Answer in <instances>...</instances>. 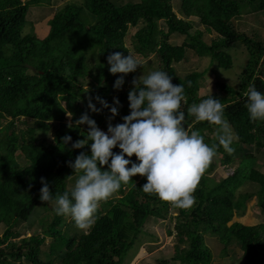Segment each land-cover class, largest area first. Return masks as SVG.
Here are the masks:
<instances>
[{
	"label": "trees",
	"instance_id": "trees-1",
	"mask_svg": "<svg viewBox=\"0 0 264 264\" xmlns=\"http://www.w3.org/2000/svg\"><path fill=\"white\" fill-rule=\"evenodd\" d=\"M171 2L0 0V142L17 149L23 162L19 163L12 153L7 157L0 154V264H124L141 237L156 241L151 239L155 236L148 234L146 225L152 219L167 218L170 212L177 214L168 218L174 220L178 243L174 246L175 255L169 260L160 258V264H210L204 235L215 237L222 245L221 257L235 244L242 252V264L264 262V222L253 226L231 223L235 216L245 214L246 203L253 198L264 216V174L253 168L256 158L249 152L254 147L259 155L263 153L264 122L250 120L246 108L250 87L264 93V80L257 72L264 56V39L239 30L236 24L244 15L264 14V0H180L175 13ZM35 7L53 11L44 38L32 29L26 31L30 28L28 15ZM192 18L214 34L209 44L200 32L190 33ZM130 28L135 29L131 46L135 58L154 56L159 65L156 71L166 72L174 85H184L188 99L183 109L186 127L199 130L209 145L218 144L217 126L195 121L194 116L187 115V107L211 96H198L200 82L211 67L229 70L233 60L228 51L241 47L247 50L248 59L239 75L238 87L215 81L218 95H212L222 101L224 117L239 139L233 144L232 154L218 147L200 179L191 207L177 208L155 194L145 193L142 187L146 178L137 175L101 203L94 225L84 232L70 217L57 216L53 202H41L40 181L45 178L54 194L71 191L77 177L68 162H74L81 151L90 154V146L72 150L71 144L62 143V138L70 135L72 142L85 138L87 126H75L83 113L88 112L98 127L107 131L110 111H89V98L97 108H101L95 100L97 96L110 105L114 98L120 100L122 107L111 121L113 125L122 123L129 114L127 96L135 73L124 78L122 90L114 89L121 74L109 72L107 57L114 52L130 54L124 43ZM181 36L184 41L178 42ZM189 55L208 58L209 67L200 72L190 70L180 77L174 66ZM65 105L74 107L69 122ZM21 125L26 128H19ZM239 147L243 148L245 159L226 178L214 181L210 176L216 167L215 158H220L219 165L225 166L227 172ZM131 159L136 161L135 156ZM248 182L256 186L257 192L240 193L239 189ZM39 203L45 212L36 223L43 232L16 241L20 238L16 228L24 221L23 215ZM25 225L31 228L33 224ZM47 236L52 241L43 258L41 248ZM182 246L186 248L184 257L179 253Z\"/></svg>",
	"mask_w": 264,
	"mask_h": 264
},
{
	"label": "clouds",
	"instance_id": "clouds-1",
	"mask_svg": "<svg viewBox=\"0 0 264 264\" xmlns=\"http://www.w3.org/2000/svg\"><path fill=\"white\" fill-rule=\"evenodd\" d=\"M107 64L111 74H121L113 86L116 90H122L124 78L141 66L133 55L124 56L121 52L110 54ZM132 85L127 96L129 114L122 118V123L113 125L111 122L119 115L120 100L114 98L110 105L97 96L95 100L101 108L95 106L92 98L87 108L93 113L110 111L107 131L101 130L85 112L75 121L77 128L87 126L85 138L75 142L70 135L62 138V143L71 144L72 150L90 146V154L81 151L74 162H68L77 177L71 191L54 194L45 178L40 181L41 202H53L57 216L70 217L84 232L94 225L101 203L108 201L137 175L146 178L142 187L145 193L155 194L177 208L191 207L200 179L218 147L229 154L235 152L233 144L239 137L225 119L220 99L211 95L187 107V115L194 116L195 121L217 126L218 144L209 145L199 130L190 131L186 127L183 109L188 99L183 84L174 85L171 76L157 70L134 78ZM246 96L250 120L264 122V93L253 86ZM68 127L71 129L73 124ZM116 148L120 150L118 153L113 151ZM133 156L135 162L131 159Z\"/></svg>",
	"mask_w": 264,
	"mask_h": 264
},
{
	"label": "rangeland",
	"instance_id": "rangeland-1",
	"mask_svg": "<svg viewBox=\"0 0 264 264\" xmlns=\"http://www.w3.org/2000/svg\"><path fill=\"white\" fill-rule=\"evenodd\" d=\"M22 1H26V0H22ZM179 2L180 0H172L171 2L172 11L174 13L177 12L178 10L177 8L179 6ZM52 12L53 11L50 10V8H47L46 10H41L38 9L37 7L32 8L27 18V22L28 25H30V28L27 27L26 31L32 29L36 35L40 36L41 38H44V36L48 31L47 21L50 19ZM190 22L193 24L190 33L195 34L196 32H200L203 36L202 38L204 42L206 44H209V42L214 38V34L209 33L204 27L200 26L197 20H195L194 18L190 19ZM236 24L239 25L238 26L239 30L244 31L248 34L255 33L260 36V39L261 38L264 39L263 13L244 15L240 18L239 21H236ZM134 32H135L134 28L129 29L128 37L125 38L124 43L126 47L129 49L130 54L136 57L131 48L133 42L132 36ZM180 41H184L183 36L180 37L178 42ZM228 53L229 55H231L233 60L232 68L229 70H223V69H217L216 66L211 67L210 68L211 71L206 73L204 78L200 82L201 89L198 93V96L200 98H203L204 96L207 95H213V94L218 95V92L214 86L215 81L228 84L230 86H233L234 88L238 87L239 75L242 72V70L245 68V64L247 63V59H248V53L247 50L243 47L234 50L232 49L231 51H228ZM136 60L141 66H139L137 71L135 72L134 78H138L143 74L147 75L149 72L156 71V69L159 68L157 59L154 56H149L148 58H144V59L136 58ZM208 67H209L208 58L197 59L193 55H189V58L186 59L184 62H181L180 64L174 66L177 74L180 77H183L190 70L200 72ZM257 72L259 73V77L262 80H264V56L262 57L261 62L257 66ZM73 108L74 107L70 105H65L67 122H69L73 117ZM68 113H72V116H69ZM18 127L21 129L26 128L23 125ZM49 136L51 137V134H49ZM8 145L10 144L6 142H0V154L3 157H7L12 153L15 156V159L19 163H23L19 151L13 147L9 149ZM241 151H243L242 147L237 148V152L232 156L234 163L232 164V166L231 165L227 166L229 168L227 172H225L227 170L225 166L223 167L219 165V162L221 161L220 158L216 157L214 160L216 167L213 168L214 174L211 175L210 177L213 178L214 181H219L226 178L228 173L230 172L233 173V171H235L234 169L239 167V163L241 162V160L245 159V156ZM249 152H251L252 155L256 158L253 168H256L257 170H259V172L264 174V149L262 151L263 153L262 154L260 153L261 155H259L257 149L254 147H252ZM255 190H256V186L248 182L239 189V192L248 193V192H254ZM255 203H256L255 198L249 200L246 203V209L244 212L245 214L241 216H235L231 223L238 222L244 226H253L259 224L260 222H264V216L261 215ZM41 206L40 203L35 204L28 210L27 214L23 215L24 221H20L18 228H16L18 229V233L20 234V238L16 241H20L21 239L23 240L25 238H29L30 236L37 234L41 235V233L43 232L41 225L38 224V222L36 223V220L38 219L39 215L45 212V208ZM29 214H31V217H29ZM176 215L177 214L173 212L168 213V217L171 216L175 217ZM168 217L165 219L162 218L152 219L146 225V230L148 231V234H152L155 236V238H151V239H156V241L152 243L150 241V237H144V236L141 237V241L138 240L140 244L136 245L134 247V250L129 253V256L126 258L124 264H160L161 261V260L159 261L160 258L166 257L169 260L175 255L174 246L178 242H177L176 234L174 232L175 230L173 228L174 220L173 218L169 219ZM68 221L69 219H67L66 222ZM28 223L33 224L31 228L26 227L25 224ZM2 231L3 230L0 229V235L2 234ZM169 231L172 233L171 235L168 234ZM51 239L52 238L47 236L44 245L41 248L43 258H45V254L48 253V245L52 241ZM11 242H13V240H11ZM203 244L211 254L210 264H242V259H241L242 252L238 250L235 244L230 245L229 249H227L228 251L227 254H225L222 257H221L222 245L218 243V240L215 237L204 235ZM179 253L183 257L186 255L185 246H182L180 248Z\"/></svg>",
	"mask_w": 264,
	"mask_h": 264
},
{
	"label": "bare ground",
	"instance_id": "bare-ground-1",
	"mask_svg": "<svg viewBox=\"0 0 264 264\" xmlns=\"http://www.w3.org/2000/svg\"><path fill=\"white\" fill-rule=\"evenodd\" d=\"M262 264H264V262Z\"/></svg>",
	"mask_w": 264,
	"mask_h": 264
}]
</instances>
